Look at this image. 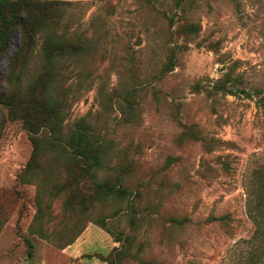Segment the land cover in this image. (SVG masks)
Listing matches in <instances>:
<instances>
[{"label": "rangeland", "instance_id": "374dc122", "mask_svg": "<svg viewBox=\"0 0 264 264\" xmlns=\"http://www.w3.org/2000/svg\"><path fill=\"white\" fill-rule=\"evenodd\" d=\"M65 1L63 27L91 50L65 62L64 123L86 116L109 143L134 207H37V186L20 180L32 143L0 105V264H242L236 241L253 230L247 201L264 175V0ZM21 38L15 27L0 54V93ZM225 73L232 93L213 88ZM223 214L228 226L208 220Z\"/></svg>", "mask_w": 264, "mask_h": 264}, {"label": "trees", "instance_id": "16d2710c", "mask_svg": "<svg viewBox=\"0 0 264 264\" xmlns=\"http://www.w3.org/2000/svg\"><path fill=\"white\" fill-rule=\"evenodd\" d=\"M67 4L65 0H0V54L8 46L15 27H19L22 37L4 77L6 89L0 93V105L6 108L9 117L21 121L32 143L20 180L37 186V207H45L50 199L59 198L64 210L86 214L94 207L115 206L131 199L128 207L132 209L133 191L124 185L122 175L114 176L111 172L109 143L94 132L86 116L72 124L64 123L69 106L65 62L81 58L91 50V39L85 33L70 35L63 27ZM33 59L37 70L28 78L27 66ZM174 59L172 51L161 68L163 74L173 69ZM224 77V80L218 79L213 88L232 93V77L229 73ZM242 92L245 91L242 89ZM262 177L259 182L257 179L247 201L246 213L253 230L248 238L236 241L246 245L242 264H264V175ZM133 213L128 217L131 228L137 221ZM185 220L186 217L170 218L176 225ZM208 220L228 226L230 217L223 214L210 216ZM97 222L108 228L104 219L99 218ZM130 237L114 233L117 241L126 242ZM26 242L27 258L32 259L34 245L30 240Z\"/></svg>", "mask_w": 264, "mask_h": 264}]
</instances>
